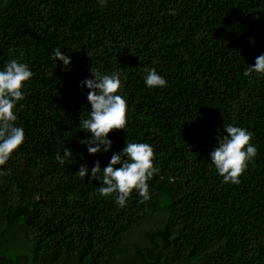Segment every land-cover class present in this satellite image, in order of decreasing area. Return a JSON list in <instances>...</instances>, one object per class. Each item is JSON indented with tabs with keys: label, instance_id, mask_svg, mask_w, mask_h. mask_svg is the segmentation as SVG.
<instances>
[{
	"label": "trees",
	"instance_id": "1",
	"mask_svg": "<svg viewBox=\"0 0 264 264\" xmlns=\"http://www.w3.org/2000/svg\"><path fill=\"white\" fill-rule=\"evenodd\" d=\"M262 53L264 0H0V70L34 73L13 109L25 140L0 166V264H264V75H243ZM145 67L167 85L147 87ZM92 69L119 72L127 101L126 127L95 155L79 124ZM227 124L258 150L239 184L209 155ZM127 143L150 144L160 171L151 199L133 190L120 207L102 175L77 171Z\"/></svg>",
	"mask_w": 264,
	"mask_h": 264
},
{
	"label": "clouds",
	"instance_id": "2",
	"mask_svg": "<svg viewBox=\"0 0 264 264\" xmlns=\"http://www.w3.org/2000/svg\"><path fill=\"white\" fill-rule=\"evenodd\" d=\"M100 6H106V0H99ZM52 59L61 61L63 66L71 63V57L59 48L53 50ZM92 78L80 82V86H87V100L90 104L89 118L80 120L81 129L89 132L91 138L83 144L87 145L90 155L108 152L112 141L108 134L113 130H121L127 124V101L117 94L123 87L120 73L111 75L102 74L98 69L89 71ZM147 73L144 83L149 88L164 87L167 80L157 73L155 68L145 67ZM252 73L264 75V53L255 59V64L249 66L244 72L245 77ZM34 73L29 65L12 59L0 70V166L10 159L12 153L21 146L25 140L22 127L15 126L17 116L13 109L17 102L25 98L22 91L26 81ZM226 135L217 137V146L209 154L211 163L218 174L223 177V182L239 184L241 175L247 170L249 162L257 155V147L251 143L253 133L245 128L227 124L224 126ZM70 148H63V156L57 155L60 164L65 163V158L71 157ZM155 159L154 149L147 143H127L119 152H113L108 164L101 167L96 160L89 169L86 164H80L77 171L81 178H97L102 175V185L98 188L101 196L107 197L116 194V204L126 206V200L133 190L142 198L141 203L151 199L148 181L160 170L153 164ZM120 165L119 167H114ZM90 173V175H89ZM8 172L0 171V176Z\"/></svg>",
	"mask_w": 264,
	"mask_h": 264
}]
</instances>
